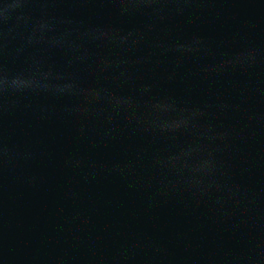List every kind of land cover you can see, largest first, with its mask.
I'll return each instance as SVG.
<instances>
[{
    "label": "water",
    "instance_id": "95a60500",
    "mask_svg": "<svg viewBox=\"0 0 264 264\" xmlns=\"http://www.w3.org/2000/svg\"><path fill=\"white\" fill-rule=\"evenodd\" d=\"M0 264H264V0H0Z\"/></svg>",
    "mask_w": 264,
    "mask_h": 264
}]
</instances>
